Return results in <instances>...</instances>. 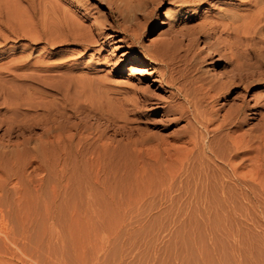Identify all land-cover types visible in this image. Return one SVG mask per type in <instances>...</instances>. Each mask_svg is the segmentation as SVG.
<instances>
[{
  "label": "rangeland",
  "instance_id": "1",
  "mask_svg": "<svg viewBox=\"0 0 264 264\" xmlns=\"http://www.w3.org/2000/svg\"><path fill=\"white\" fill-rule=\"evenodd\" d=\"M26 1L20 0L23 8H18L29 21L39 19L42 3L54 2ZM117 2L76 0L91 10L90 21L99 18L105 37L87 49L52 50L57 54L50 61H65L73 70L67 134L73 144L80 139L81 148L69 149L65 188L57 197V181L46 171L37 177L44 193L39 199H18L17 179L3 184L0 264H264V0L190 2L181 21L175 0ZM148 8L153 12L147 22L141 13ZM231 14L239 16V23L225 19L228 33L211 40H224L226 49L212 52L197 35L196 49L209 54L201 70L228 82L237 63L245 73L260 68L261 78L255 74L250 83L231 88L214 107L201 82L188 84V100L178 96L167 74L161 76L157 64L150 66L144 48L157 44L175 19L193 29ZM137 23L144 26L134 44L123 29L132 31ZM243 101L250 109L232 134L243 152L231 158L227 147L222 154L246 181L233 182L229 163L208 164L199 150L191 155L192 165H182L192 147L185 145L188 140L204 145L209 139L194 116L211 120V128ZM24 179L22 186L31 188Z\"/></svg>",
  "mask_w": 264,
  "mask_h": 264
},
{
  "label": "bare ground",
  "instance_id": "2",
  "mask_svg": "<svg viewBox=\"0 0 264 264\" xmlns=\"http://www.w3.org/2000/svg\"><path fill=\"white\" fill-rule=\"evenodd\" d=\"M18 1L20 2V0ZM19 2L15 0L0 1V193L3 184L17 179L16 186L13 189L18 199L42 198L44 196L40 184L42 179L37 177L43 171H46L49 177H53L57 181L56 184L58 185L53 190L54 197H57L65 188L64 181L69 160V149L75 147L77 151L80 150L81 140L79 139L76 144H73L67 134L69 120L67 97L72 89V84L69 82L71 79L69 72L72 68L70 69L65 61H50L57 54L53 53L52 50L56 47L69 45H81L84 49L90 48L94 42L97 43L105 37L107 30L103 29V24L99 18H96L97 21H90L94 18L91 10L83 4L79 5L76 0L46 1L48 3L43 6L42 3L40 7H37L40 15H38V12H34L39 18L36 21L34 18V21H32V17L30 21L23 19L25 17L23 14L26 13L24 10L21 15L23 6H20L21 3ZM114 2L118 3L117 0H114ZM175 2L181 6V10L178 12L179 21H181L184 17H182V14L185 13L190 2L201 4L207 2V0H175ZM73 3L75 4L74 7L72 6ZM18 4L22 7V10L18 8ZM156 7L154 6L152 9L154 10ZM149 8L141 13L145 20L153 12ZM227 18L230 20V24L239 23V16L233 14L232 16L222 17L223 20L221 18L220 20L216 19L199 25L198 28L190 29L186 24L182 22H179V24L178 20L175 19L174 23L171 24V29L160 36L157 44L144 48L150 66L157 64L158 68H161L160 75L167 74V83L171 82L177 86L178 96L188 100V84L201 82V86L207 88L205 93L207 99H212L209 105L213 103L212 107H214L218 99L229 92L231 88L239 89L240 84L250 83L249 79L252 80L254 76H262L264 71L261 72L260 68L257 71H252V73H245L237 63L234 66V73L230 77L231 80L229 79L228 82L204 76L201 63L203 58L208 57L209 54L204 53L203 55L202 51L196 49V41L199 38L197 35L201 34L200 37L205 40L208 49L212 52L226 49L227 46L224 40L220 38L215 39V41L211 40L218 33L220 35L228 33V23L224 21ZM83 22H88L90 25L84 27ZM143 26L144 24L137 23L132 31L123 30L128 39L134 44H138L140 40L139 33ZM236 28L239 29L238 26ZM95 30H98V32L95 33ZM93 36L94 38L96 36L97 39L91 40ZM21 40H26L28 45H19L18 43ZM184 41H187V43L184 44ZM9 43L13 45L7 46ZM20 49H23V52L21 51V55L17 56ZM29 49L31 50L29 51ZM36 52L38 54L34 55ZM138 63L134 59V64ZM261 65L264 66L263 63ZM237 99L238 97L235 98V100ZM248 109H250V106L246 101L233 106L232 110L211 128L210 125L215 124L211 123V120L203 121L194 116L196 122L207 129L209 139L204 145L199 144V140L198 142L197 140H188L186 144L184 142L185 145L191 144L192 147H187L188 152L184 156L186 159H184L182 165H192L193 157L191 158V155L194 151L199 150L207 159L208 162L206 161V163L208 164L210 162L214 163L217 159L223 161L224 164L229 163L234 173V177L232 176L233 182L242 184L246 181L244 177L236 172L238 169L231 162L224 159L222 153L228 147L232 149L233 157L231 158L242 154L243 144L239 140H235L232 134L246 121ZM13 138H19L21 142L12 143ZM165 150V153L169 151L168 148H165ZM167 155L169 157L170 153L167 152ZM204 157L202 160H204ZM171 158H174V156ZM24 178L29 180L32 185L31 188L22 186ZM254 180L252 181L254 182ZM240 195L243 196L245 193ZM221 196L226 198L228 195L222 192Z\"/></svg>",
  "mask_w": 264,
  "mask_h": 264
}]
</instances>
